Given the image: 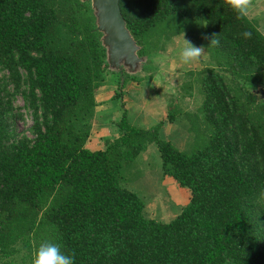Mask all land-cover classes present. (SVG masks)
Masks as SVG:
<instances>
[{
	"label": "trees",
	"instance_id": "trees-1",
	"mask_svg": "<svg viewBox=\"0 0 264 264\" xmlns=\"http://www.w3.org/2000/svg\"><path fill=\"white\" fill-rule=\"evenodd\" d=\"M119 4L140 56L163 30L189 29L214 57L219 69L202 71L203 104L188 115L201 147L188 154L161 138L160 124L133 125L122 102L119 135L87 148L96 93L112 72L90 1L0 0L2 264H32L45 242L74 264H264V34L230 0ZM130 79L117 78V97ZM17 95L31 136L17 131ZM151 143L163 174L191 192L169 222L147 217L124 185L125 169Z\"/></svg>",
	"mask_w": 264,
	"mask_h": 264
},
{
	"label": "rangeland",
	"instance_id": "rangeland-1",
	"mask_svg": "<svg viewBox=\"0 0 264 264\" xmlns=\"http://www.w3.org/2000/svg\"><path fill=\"white\" fill-rule=\"evenodd\" d=\"M253 23L258 27V21ZM184 39L203 48L200 57L189 63H184L180 59ZM149 49L152 51L151 54L146 55V62L134 75L136 80L127 81L122 89V97L116 96L119 89L117 78L128 74L120 70H112L106 84L97 91L96 99L99 104L96 107L87 148L103 149L108 139L112 140L119 135L116 121L121 118L124 111L122 102H125V109L132 124H142L149 128L160 124L161 138L171 141L188 154L201 147V142L197 143L194 140L195 132L191 130L188 115L198 114L203 104L204 93L200 82L202 71L214 66L219 69L214 57L200 36L189 29L177 34L163 30L152 39ZM228 80L231 83L237 82L229 77ZM122 86L123 84H120V87ZM257 95L263 97L264 89L259 90ZM14 106L16 111L23 114V119L18 120L17 131L31 136L30 111L20 95L15 96ZM151 107L158 110L163 118L156 115L157 117L143 123V119L138 117L146 115ZM171 113L175 115L174 120L169 119ZM146 150L147 156L141 154L138 157L137 173L132 171L135 169L134 164L125 169L124 185L144 200L146 204L144 213L147 217L169 222L190 201L191 192L188 188L180 186L172 177L163 174L160 153L155 143L149 144L141 153ZM25 257L26 254L21 253L15 257V263H22ZM2 263L3 259L0 258V264Z\"/></svg>",
	"mask_w": 264,
	"mask_h": 264
},
{
	"label": "water",
	"instance_id": "water-1",
	"mask_svg": "<svg viewBox=\"0 0 264 264\" xmlns=\"http://www.w3.org/2000/svg\"><path fill=\"white\" fill-rule=\"evenodd\" d=\"M88 1V0H83ZM97 20V29L103 33L101 43L106 49L109 70H120L134 76L147 60L140 56V46L127 28L119 0H90Z\"/></svg>",
	"mask_w": 264,
	"mask_h": 264
},
{
	"label": "clouds",
	"instance_id": "clouds-1",
	"mask_svg": "<svg viewBox=\"0 0 264 264\" xmlns=\"http://www.w3.org/2000/svg\"><path fill=\"white\" fill-rule=\"evenodd\" d=\"M230 2L239 14H247L249 10L247 0H230ZM251 35V32L248 31L242 33L244 38H250ZM218 43L219 40L213 37L209 44L215 46ZM202 51V47L195 46L184 39V44L180 50V59L184 63H189L199 58ZM32 264H74V259L71 255L64 254L58 243L45 242L41 243L35 251Z\"/></svg>",
	"mask_w": 264,
	"mask_h": 264
},
{
	"label": "crops",
	"instance_id": "crops-1",
	"mask_svg": "<svg viewBox=\"0 0 264 264\" xmlns=\"http://www.w3.org/2000/svg\"><path fill=\"white\" fill-rule=\"evenodd\" d=\"M247 3H248V12H247V16L251 19V20H253V21H258V28L260 29V31L264 34V0H247ZM99 104V103H98ZM156 115H158L160 118H163V116L160 114V113H158V110H154V108L153 107H151V109H150V111H149V109L147 110V114L146 115H144V116H142V115H140L138 118L139 119H143L142 121H143V123L146 121V120H148V119H151V118H153V117H157ZM162 116V117H161ZM150 117V118H149ZM153 121H155L154 119H153ZM132 122V121H131ZM152 124V123H151ZM134 125V124H133ZM142 124H135V126H137V127H141V128H149V127H147V126H141ZM91 138V137H90ZM90 140V139H89ZM89 140H88V142H87V146H88V144H89ZM102 149V148H101ZM148 150V149H147ZM146 150V152H144V153H141V154H145V156H147V153H148V151ZM140 154V155H141ZM139 155V156H140ZM138 156V157H139ZM138 157L130 164V165H132V164H134L135 165V169L134 170H132V171H134V173H137V171H138V169H139V167H137L136 168V165H139V163H138ZM131 171V172H132Z\"/></svg>",
	"mask_w": 264,
	"mask_h": 264
}]
</instances>
